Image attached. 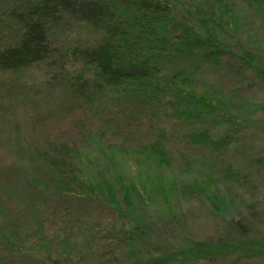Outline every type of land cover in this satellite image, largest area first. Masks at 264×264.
Listing matches in <instances>:
<instances>
[{"label":"trees","instance_id":"obj_1","mask_svg":"<svg viewBox=\"0 0 264 264\" xmlns=\"http://www.w3.org/2000/svg\"><path fill=\"white\" fill-rule=\"evenodd\" d=\"M3 3L2 73H20L41 66L45 82L53 92L94 115L107 116L108 110L116 114L123 103L142 111L160 106L176 123L184 122L187 128L204 120L232 127L255 123L251 119L254 107L230 108L219 93L199 92L196 88L198 76L207 68H219L226 58L237 65L231 67L228 63L225 69L229 73L245 77L243 71L249 70L264 85L261 59L233 37L236 26L230 0H3ZM77 28L86 31L84 37L73 38ZM189 135L193 142L215 149L216 153L226 144L215 143L204 130ZM93 141L102 164L92 165L99 160L96 153L91 155L94 161L88 158L85 164L93 167L94 177L77 179L74 172L66 176L64 170L71 166L67 164V153L74 151L67 145L62 146L65 154L59 151L61 155L49 156L48 152L35 150L28 156L43 171L52 192L72 201L81 202L84 198L95 201L96 205L110 209L119 224L104 229L102 236H108V245L92 248L88 244V254L80 252L78 257L71 256L73 247L79 244L72 237L57 235L55 242L61 250L54 254L53 240L39 236L34 248L41 247L46 252H35L32 260L36 264H188L228 260L234 254L238 259L264 257V235L260 232L264 212L256 207L258 204L246 207L250 220L241 216L237 220L225 219L234 210L229 194L208 181L200 185L197 178H192L194 189L207 201L211 212L222 220L229 219L220 237L196 242L194 235L184 230V219L172 205L170 198L178 200L176 185L170 194L156 188L159 198L152 200V192L148 193L144 183L126 181L118 173V165L104 153L99 137ZM151 148L164 159L158 142ZM77 163L75 171L80 173L83 162ZM32 177L31 181L26 179L24 187L26 201L34 209L35 198L51 191L38 176ZM80 186L84 195L75 191ZM27 188L32 189L31 193ZM247 231H253L254 235ZM0 243L8 252L27 255L22 244L3 236L1 230Z\"/></svg>","mask_w":264,"mask_h":264},{"label":"rangeland","instance_id":"obj_2","mask_svg":"<svg viewBox=\"0 0 264 264\" xmlns=\"http://www.w3.org/2000/svg\"><path fill=\"white\" fill-rule=\"evenodd\" d=\"M230 3L236 26L232 36L242 47L255 51L264 65V0H230ZM4 6L0 0V9ZM85 34L84 29L77 28L73 38ZM221 63L219 68H207L198 76L197 91L219 93L230 108L254 107L251 116L254 125L232 127L204 120L187 128L184 122L176 123L160 106L142 108V111L123 103L118 114L108 110L107 116L94 115L72 106L65 97L53 92L45 82L41 66H32L20 73L0 72V230L14 243L22 244L27 253L23 256L8 252L0 243V264H36L32 260L35 252H46L44 248H34L36 239L42 235L53 240L51 253L54 254L61 250L55 242L57 235L66 234L79 242L71 252L76 257L80 252L88 254V244L92 248L108 245V236H102L103 231L108 225L119 224L117 216L95 201L86 198L81 202L72 201L52 192L43 171L28 156L35 150L48 152L49 156L65 154L62 146L67 145L74 151L67 153V164L71 166L64 170L66 176L74 172L77 179L94 177L92 165L102 162L96 153L94 137H99L104 153L115 160L118 173L126 181L144 183L148 193L152 192V200L159 198L156 188L170 194L176 185L178 200L170 198L172 205L184 219V230L193 234L196 242L220 237L229 219L222 220L211 212L207 201L194 189L192 178H197L200 185L208 181L209 185L229 194L234 210L225 219L237 220L241 216L250 220L246 208L250 203L258 204L256 207L264 212V85L249 70L243 71L246 78L229 73L225 68L228 63L237 67L234 61L226 58ZM203 130L215 143H226L225 147L216 153L215 149L189 138L190 133ZM154 142L159 143L165 154L163 161L159 152L151 148ZM94 153L99 160L90 168L85 159L94 161ZM78 161L84 166L80 173L75 171ZM34 175L49 187L51 194L37 196L33 209L26 201L24 184ZM75 191L78 195L85 194L81 186L75 187ZM260 228L264 235V225ZM247 232L254 235L253 231ZM188 264H264V257L238 259L234 254L228 260H199Z\"/></svg>","mask_w":264,"mask_h":264}]
</instances>
